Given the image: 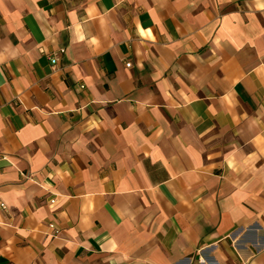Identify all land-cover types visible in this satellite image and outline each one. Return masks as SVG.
<instances>
[{
  "label": "crops",
  "instance_id": "obj_1",
  "mask_svg": "<svg viewBox=\"0 0 264 264\" xmlns=\"http://www.w3.org/2000/svg\"><path fill=\"white\" fill-rule=\"evenodd\" d=\"M0 155V264H264V0H0Z\"/></svg>",
  "mask_w": 264,
  "mask_h": 264
},
{
  "label": "built area",
  "instance_id": "obj_2",
  "mask_svg": "<svg viewBox=\"0 0 264 264\" xmlns=\"http://www.w3.org/2000/svg\"><path fill=\"white\" fill-rule=\"evenodd\" d=\"M61 52H63V50L61 49ZM51 61L53 62V63H55L56 61H57V58L56 57H52V59H51ZM127 65H130V63H127ZM81 87H84L83 85H81ZM0 157H2V158H6V156L5 155H0ZM2 206H4V204H2ZM50 228L53 230V233L55 234V235H57L58 233H59V229L57 228V226L54 224V223H50Z\"/></svg>",
  "mask_w": 264,
  "mask_h": 264
}]
</instances>
